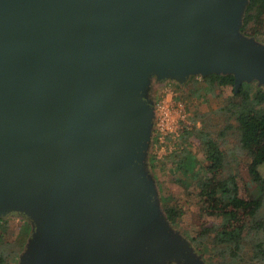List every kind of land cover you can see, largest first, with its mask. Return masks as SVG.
<instances>
[{
  "label": "water",
  "instance_id": "95a60500",
  "mask_svg": "<svg viewBox=\"0 0 264 264\" xmlns=\"http://www.w3.org/2000/svg\"><path fill=\"white\" fill-rule=\"evenodd\" d=\"M250 0H0V218L20 264H207L148 169L153 82L264 86Z\"/></svg>",
  "mask_w": 264,
  "mask_h": 264
},
{
  "label": "trees",
  "instance_id": "16d2710c",
  "mask_svg": "<svg viewBox=\"0 0 264 264\" xmlns=\"http://www.w3.org/2000/svg\"><path fill=\"white\" fill-rule=\"evenodd\" d=\"M241 31L247 36L261 39L264 34V0L249 1ZM203 80L206 82L205 90L211 93L217 87H232L233 98L220 108L219 113L226 115L227 120L235 119L237 125L234 127L238 131L241 148L250 159L240 163L237 172H228L227 154L217 139L216 132L206 127L203 119L205 114L195 119V123L202 121L201 127H183L185 145L179 152L171 154V159L173 173H182L188 177L184 178L185 187L195 188L199 206L198 229L197 234L191 236V240L197 242L199 250L208 249L203 241L208 237H212L213 243L225 246L231 260L223 257L219 264H234V260L241 258L246 242L252 240L250 261L264 262V176L261 172L264 164V86L244 82L239 91L235 92V77L232 74H211ZM231 125L232 123H228L226 128ZM192 136L202 145L204 160L200 161L190 147L189 140ZM245 173L257 184L261 194H254ZM163 207L168 220L173 224L184 213L179 203H172L168 199L163 200ZM211 218L221 220L218 223ZM6 223L7 218H0L1 260L6 256L3 251ZM29 227H23L20 238L28 235Z\"/></svg>",
  "mask_w": 264,
  "mask_h": 264
},
{
  "label": "rangeland",
  "instance_id": "374dc122",
  "mask_svg": "<svg viewBox=\"0 0 264 264\" xmlns=\"http://www.w3.org/2000/svg\"><path fill=\"white\" fill-rule=\"evenodd\" d=\"M259 41L264 43V34ZM203 78L201 75L191 76L183 85L175 80L163 82L155 80L153 82L150 97L154 101L156 116L147 163L148 169L156 183L158 197L163 210V200L167 199L172 203H179L183 207L184 213L176 224L172 223L173 228L179 231L190 242L195 251L203 256L207 264H219L222 262L223 257H228V249L225 246L213 243L212 237H208L203 240L207 244L208 249L199 250L197 242L191 240V236H195L198 229L197 212L199 211V206L195 188L185 187L184 183L186 180L184 178L188 179V177H185L182 173H173L171 154L179 152L185 145L183 142V127L187 125L201 127L202 121L198 120L195 123V119H199L200 115L205 114L203 119L206 121V127L216 132V137L227 154L229 160L228 172H237L240 163L248 161L250 156L241 148L238 131L234 127V125H237L235 119L230 118L227 120L226 115L219 113L220 108L229 99L233 98L232 87L221 86L217 87L214 93L207 92L205 90L206 82H204ZM253 82L259 85L257 81ZM168 91L173 92L169 98L180 105V108H175L172 131L169 129L163 130L158 127V104L163 98L167 97ZM228 123H232V125L226 128V126L228 127ZM189 141L191 142L190 147L193 148L200 161L204 160L202 145L198 139L192 136ZM261 172L264 176V164L261 166ZM245 175L254 194H261L257 184L252 182L247 173ZM6 218V233L3 242V251L6 256L4 260L0 258V264H20V257L27 247L32 225L28 219L19 215H10ZM211 220L219 223L221 219L211 218ZM28 226H30L28 235L25 234L23 238H20L23 227L28 228ZM251 247L252 240H248L245 245L246 251L244 250L241 253V258L236 259L237 261L234 260V264H264L263 261L256 263L250 261ZM228 258L231 260V257Z\"/></svg>",
  "mask_w": 264,
  "mask_h": 264
},
{
  "label": "built area",
  "instance_id": "2783aa9c",
  "mask_svg": "<svg viewBox=\"0 0 264 264\" xmlns=\"http://www.w3.org/2000/svg\"><path fill=\"white\" fill-rule=\"evenodd\" d=\"M172 91L167 92V97L163 98L158 104L159 110V122L158 127L165 130L169 129L172 131L173 129V121L175 117V108H180V105L176 104L174 100L169 98L172 95ZM176 120V118H175Z\"/></svg>",
  "mask_w": 264,
  "mask_h": 264
}]
</instances>
